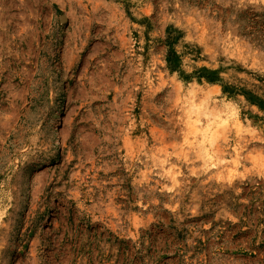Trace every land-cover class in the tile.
I'll return each mask as SVG.
<instances>
[{
  "label": "rangeland",
  "instance_id": "1",
  "mask_svg": "<svg viewBox=\"0 0 264 264\" xmlns=\"http://www.w3.org/2000/svg\"><path fill=\"white\" fill-rule=\"evenodd\" d=\"M0 264H264V0H0Z\"/></svg>",
  "mask_w": 264,
  "mask_h": 264
}]
</instances>
